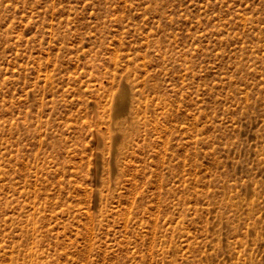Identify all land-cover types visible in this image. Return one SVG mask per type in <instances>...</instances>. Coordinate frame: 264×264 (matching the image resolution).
Wrapping results in <instances>:
<instances>
[{"label": "rangeland", "instance_id": "obj_1", "mask_svg": "<svg viewBox=\"0 0 264 264\" xmlns=\"http://www.w3.org/2000/svg\"><path fill=\"white\" fill-rule=\"evenodd\" d=\"M0 264H264V0H0Z\"/></svg>", "mask_w": 264, "mask_h": 264}, {"label": "bare ground", "instance_id": "obj_2", "mask_svg": "<svg viewBox=\"0 0 264 264\" xmlns=\"http://www.w3.org/2000/svg\"><path fill=\"white\" fill-rule=\"evenodd\" d=\"M118 111H120V110L118 109Z\"/></svg>", "mask_w": 264, "mask_h": 264}]
</instances>
